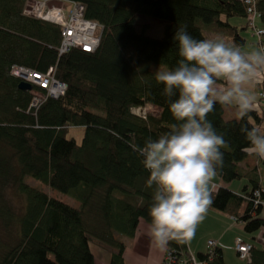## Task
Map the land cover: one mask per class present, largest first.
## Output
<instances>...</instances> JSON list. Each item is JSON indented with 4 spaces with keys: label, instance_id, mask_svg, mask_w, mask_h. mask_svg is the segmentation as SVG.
<instances>
[{
    "label": "trees",
    "instance_id": "trees-1",
    "mask_svg": "<svg viewBox=\"0 0 264 264\" xmlns=\"http://www.w3.org/2000/svg\"><path fill=\"white\" fill-rule=\"evenodd\" d=\"M27 1L0 0V264H97L93 247L110 252V264H126L125 239L136 236L141 220L151 223L155 191L136 147L178 123L155 78L157 71L178 64L176 29L186 26L198 40L219 34L242 47L241 29L229 20L246 19L250 28L248 6L243 0H61L69 10L74 3L85 8V19L99 25L101 41L95 53L72 49L60 56L61 27L27 16ZM255 11L262 28L264 0H257ZM140 19L163 23L162 37L148 36L145 25L139 32ZM14 66L38 74L53 68L67 86L65 95L55 99L34 86L45 99L33 107L32 93L19 89ZM147 106L158 112L133 113ZM224 108L217 103L207 116L226 141L217 176L225 184L248 180L253 190L236 194L222 186L209 208L242 222L252 234L264 228V197L258 171L240 166L250 147L241 129L258 128L264 118L253 110L226 122ZM73 125L84 128L81 142L69 137ZM30 180L72 198L78 207ZM169 245L168 250L188 252L187 242ZM252 247L250 264H264V252ZM197 261L228 264L221 245L207 247Z\"/></svg>",
    "mask_w": 264,
    "mask_h": 264
},
{
    "label": "clouds",
    "instance_id": "clouds-1",
    "mask_svg": "<svg viewBox=\"0 0 264 264\" xmlns=\"http://www.w3.org/2000/svg\"><path fill=\"white\" fill-rule=\"evenodd\" d=\"M179 61L171 70L157 71L155 78L170 98V111L178 122L136 150L149 171V187L155 186L149 235L164 251L170 241L192 239L213 204L218 169L224 165L226 145L207 119L215 105L235 107L241 116L256 109L253 89L264 82V48L243 51L222 35L196 39L187 27H177ZM249 155L264 160V131L242 128Z\"/></svg>",
    "mask_w": 264,
    "mask_h": 264
},
{
    "label": "crops",
    "instance_id": "crops-1",
    "mask_svg": "<svg viewBox=\"0 0 264 264\" xmlns=\"http://www.w3.org/2000/svg\"><path fill=\"white\" fill-rule=\"evenodd\" d=\"M154 21V20H153ZM229 22L241 29V36L245 40L243 51H250L256 48H260L259 44L254 38L252 31L247 26L246 19H230ZM160 23V22H159ZM160 38L163 35L164 24L160 23ZM150 28L148 29V32ZM146 33L148 36H151ZM217 34L206 33V38H212ZM153 37V36H151ZM224 37V36H223ZM229 39V37H226ZM229 43L235 45L232 39L227 40ZM249 48H246L247 45ZM243 47V46H242ZM264 82L256 85L253 89L256 96V110L259 115L264 118V103L261 97V92L263 89ZM243 116H241L235 107L225 106L223 118L226 122L229 121H240ZM254 124V122L251 120ZM262 131H264V121L258 125ZM244 169L250 168L258 171L262 193L264 197V160L260 159L255 155H249L248 158L240 164ZM215 183L217 184V190L226 186L236 194H242L245 187L248 191L253 190L252 184L248 180H242L240 182L241 188L237 189L236 181L232 183L225 184L218 176L216 177ZM216 190V191H217ZM261 216L264 218V205L262 208ZM232 216L226 213L208 209L206 218L202 223L199 224L196 233L192 239L187 241V254L195 257L198 260V255L204 253L208 247L210 241H217L222 246L223 258L228 264H250L252 263V258L242 259L238 253L234 250L237 240H242L245 243L252 244L254 249L259 252H264V228L256 231L255 233H247L245 231L244 224L242 222H235L231 219ZM150 223L141 220L139 223L138 231L133 239H125L126 250L124 253L126 264H162L166 253L169 248L167 245L164 251L159 250L152 241L149 235ZM93 253L96 258L97 264H110L111 254L99 247L92 248Z\"/></svg>",
    "mask_w": 264,
    "mask_h": 264
},
{
    "label": "built area",
    "instance_id": "built-area-1",
    "mask_svg": "<svg viewBox=\"0 0 264 264\" xmlns=\"http://www.w3.org/2000/svg\"><path fill=\"white\" fill-rule=\"evenodd\" d=\"M28 1L32 3V5L27 10L25 9V14L27 16H30L32 14L38 19L44 21L46 20L61 27V33L63 37L60 47L61 51H67L68 53L72 47H75L77 45V48L82 49V51L84 52H95L101 40V37L97 36L99 25L96 23L91 25L93 22L85 19L84 8L82 5L74 3V7L69 10L67 9V7H65V5L62 3L63 1L61 0ZM243 1L248 6V14L250 17L249 29L252 31L253 36L257 39L260 48H264V27L259 28L256 26V18L258 17V14L255 11V4L257 0ZM52 72L53 69H51L47 74H38L37 71L22 66H14L12 70L14 76L18 77L23 82L30 83L33 87L37 85L47 90L49 96L55 99H59L61 96L65 95L67 86L63 82H59L53 76ZM34 93L38 98H40V101L38 102L39 106L45 99V97L37 91H35ZM261 97L264 102V88L261 92ZM32 106L37 107L34 106L33 103ZM145 109H147V107L143 109H135L133 113L140 116H145L147 114V112H145ZM260 193V191H257L255 193V197L257 198L256 201L258 204L261 203ZM231 219L235 220V218L233 217H231ZM218 245L220 244L217 241H210L208 243V248L213 249ZM234 248L236 251H238V253H240L241 257L245 259L250 257V253L253 247L249 243H245L242 240H237ZM177 253L178 252L168 250L162 264H198L197 259L187 254L186 252L181 253V256H178Z\"/></svg>",
    "mask_w": 264,
    "mask_h": 264
},
{
    "label": "rangeland",
    "instance_id": "rangeland-1",
    "mask_svg": "<svg viewBox=\"0 0 264 264\" xmlns=\"http://www.w3.org/2000/svg\"><path fill=\"white\" fill-rule=\"evenodd\" d=\"M32 5V3H30L29 1H27V4H26V10L30 7ZM84 8V7H83ZM85 9V8H84ZM25 10V11H26ZM24 11V12H25ZM69 11V10H68ZM29 15V14H28ZM30 16H33L32 14L30 15ZM33 17H35V16H33ZM36 19H38L37 17H35ZM94 24V22L91 24V25H93ZM143 25H145L146 27H148V28H150V31L148 32V34L149 35H151V36H153V37H159V35H160V27L162 26L159 22H157V21H153V20H151V19H140L139 20V22H138V28H137V30L139 31V32H142L143 30H142V26ZM145 26H143V29H144V27ZM253 36V35H252ZM255 38V37H254ZM230 39V38H229ZM228 38H227V40H229ZM257 40V39H256ZM258 42V41H257ZM246 45V44H245ZM244 45V46H245ZM244 46L243 47H240V48H244ZM248 46H250L249 44L247 45V47L246 48H249ZM78 46L76 45L75 47H72L71 49H70V51L72 50V49H79V50H82V49H80V48H77ZM99 47H100V44H99V46L97 47V49L95 50V52H97V50L99 49ZM260 47V46H259ZM58 52H59V54H61L60 56H63V55H65L66 53H67V51H61V49L59 48L58 49ZM61 52V53H60ZM95 52H93V53H95ZM51 69H53V68H50L49 69V71L51 70ZM52 74H53V76L55 77V71H54V69H53V72H52ZM27 84H29V83H27ZM29 85H31V84H29ZM32 86V85H31ZM37 86V85H36ZM263 88H264V85H263ZM263 90V89H262ZM30 93H32L33 94V97H35V98H33V105L34 106H38V102L40 101V98H38L37 96H36V94L34 93L35 92V90H34V88H33V86H32V90H30L29 91ZM263 100V99H262ZM264 103V102H263ZM145 112H158V110H157V108H152L151 106H147V109H145ZM154 114H157V113H154ZM79 126H82V125H73V127H71V129H70V132H69V137H73V138H75V139H78V140H80V142H81V140H82V133L84 132V128L83 127H79ZM237 182V184H239V185H236V188L237 189H240L241 188V184H240V182L241 181H236ZM29 183L31 184V185H33V186H35V187H38V188H42V189H44L45 191H47L48 193H50L51 194V196L52 197H54V198H57V199H62L63 201H65L66 203H68V204H71V205H73L74 207H78V203L77 202H75L72 198H70V197H68V196H66V195H63V194H61V193H59V192H51L49 189H47L46 187H40V186H38L37 185V183H35L34 181H29ZM233 221H235V222H238L236 219L235 220H233ZM178 254V256H181V253H177ZM190 255V254H189ZM47 259H48V261H51V262H54V257H53V254H49L48 256H47ZM165 259V258H164ZM163 262H164V260H163ZM162 262V263H163Z\"/></svg>",
    "mask_w": 264,
    "mask_h": 264
},
{
    "label": "water",
    "instance_id": "water-1",
    "mask_svg": "<svg viewBox=\"0 0 264 264\" xmlns=\"http://www.w3.org/2000/svg\"><path fill=\"white\" fill-rule=\"evenodd\" d=\"M19 89L24 91V92H29L30 90H32V86L27 84V83H25V82H21L19 84Z\"/></svg>",
    "mask_w": 264,
    "mask_h": 264
},
{
    "label": "bare ground",
    "instance_id": "bare-ground-1",
    "mask_svg": "<svg viewBox=\"0 0 264 264\" xmlns=\"http://www.w3.org/2000/svg\"><path fill=\"white\" fill-rule=\"evenodd\" d=\"M101 41V40H100ZM23 82V81H22ZM26 83V82H25ZM30 84V83H29Z\"/></svg>",
    "mask_w": 264,
    "mask_h": 264
}]
</instances>
